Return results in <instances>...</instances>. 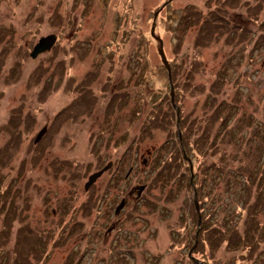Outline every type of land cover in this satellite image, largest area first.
<instances>
[{
	"label": "rangeland",
	"instance_id": "rangeland-1",
	"mask_svg": "<svg viewBox=\"0 0 264 264\" xmlns=\"http://www.w3.org/2000/svg\"><path fill=\"white\" fill-rule=\"evenodd\" d=\"M224 2L238 36L197 47L191 13ZM158 11L170 78L151 35ZM51 34L53 48L31 58ZM235 90L264 132V0H0V264H264V193L244 225L243 184L221 211L223 185L210 192L204 158L180 144L189 122L212 113L208 95L217 105ZM217 143L234 171L238 150ZM196 187L211 193L205 204Z\"/></svg>",
	"mask_w": 264,
	"mask_h": 264
},
{
	"label": "trees",
	"instance_id": "trees-1",
	"mask_svg": "<svg viewBox=\"0 0 264 264\" xmlns=\"http://www.w3.org/2000/svg\"><path fill=\"white\" fill-rule=\"evenodd\" d=\"M224 4L225 2L218 5L216 10L209 11L206 15L198 11L194 13L190 8H185L184 13L186 17L190 15V12L196 16L193 18L194 22L192 26H197V35L200 36V39H197V47H207L214 39L216 40L226 35L232 40L234 38L233 35L238 36V31L240 29L226 20ZM185 15H183L182 18L185 19ZM190 16L192 17V15ZM182 18H179L180 26L184 23V19L182 20ZM239 34L241 35L242 32ZM259 43L260 42H258V44ZM195 64L196 60L194 65ZM216 101V95L207 96L203 109H206V106L210 104L211 108H213L212 113L207 115L206 112H203L201 116L197 117L195 123H193V121L189 122L186 126V130L182 134L180 144L185 148L187 154H196L197 152V155L204 158L203 164H205V166L202 167L201 171L205 173L204 178H210L211 183L214 184L212 187L219 184L223 185L221 191L222 195L220 196L217 194V207L221 211L225 210V213L227 212L229 214V199L233 202V198L236 197L232 194V189L236 192L234 189L235 186L243 184V194H245L243 196L245 197V203L248 205L246 208L241 207L246 211V215H248L244 220V225H251L254 223L253 218L262 210V208L258 206L262 204V200L260 199L263 197L264 193V132H262L261 127L255 123V119L246 117L243 109L244 103L242 102L241 92L238 93V91L235 90L230 102L227 100L220 101L216 105ZM187 119L188 117H186V120ZM11 123L10 120L9 124L11 125ZM185 124L186 123H184V125ZM242 132H244V134H242ZM195 135L197 136L194 138ZM191 138H194L192 143L189 142ZM217 141L225 148L230 144L238 150V153L235 154L232 161L238 162L240 165L232 171L233 173L231 172V168H227L226 166L227 152L224 151L219 153V156L216 155L219 147ZM40 142L37 144H40ZM177 152H179V150L176 148L175 154H178ZM213 157L216 159H212ZM230 176H234V178L229 181ZM214 187L212 188L213 190L210 189V192L214 191ZM197 191L198 197H204L203 204H205L204 202L209 198L211 193L203 196L200 188H197ZM237 208H239V206H237ZM249 209L250 211H248ZM202 220L201 230L204 234L209 235L210 230L212 231L208 223L210 221V216L202 214ZM227 228L225 229L223 227L221 229V227H218L217 231L221 229L219 231L221 242L229 243L227 234L230 233V229ZM248 229L246 232H243V238L238 237L239 242L242 241L241 244L245 247H247V242L252 241L250 235L252 228ZM246 240L248 241L245 243Z\"/></svg>",
	"mask_w": 264,
	"mask_h": 264
},
{
	"label": "water",
	"instance_id": "water-1",
	"mask_svg": "<svg viewBox=\"0 0 264 264\" xmlns=\"http://www.w3.org/2000/svg\"><path fill=\"white\" fill-rule=\"evenodd\" d=\"M158 14H159V11L155 13L154 21H153V25H152V29H151V35H152V37H154V39L159 44L158 53H159V55L161 57V60H162V62L164 64V66L166 67V69L168 71L169 78H170V66H169L168 60H167L166 55H165L163 40L159 36L155 35V27H156V20H157ZM56 41H57V36L54 35V34H51V35H48V36L40 38L39 41L36 43V45L33 47L32 51L30 53V57L35 59L39 55L50 51L53 48V46L55 45ZM170 81H171V79H170ZM170 89H171V103H173L174 102V100H173L174 99L173 98V94L174 93H173V85L171 84V82H170ZM46 131H47V127L45 126L37 134V136H36V138L34 140L35 144H37L38 142L41 141L43 136L46 134ZM111 166H112V163H108L103 169H101L98 172L93 173L89 177L87 183L85 184V189L86 190L90 189V187L97 181V179L100 178L109 168H111ZM190 170L192 171V164L191 163H190ZM143 189H144V186L136 187V188L132 189L129 194L132 195L134 193V191H137L138 192L137 193L138 197H140L141 192H142ZM196 196L197 195H196V191H195L194 192V201L197 204ZM125 202H126L125 199H123L121 201L119 206L116 208V210H115L116 212L115 213H119V211L124 207Z\"/></svg>",
	"mask_w": 264,
	"mask_h": 264
},
{
	"label": "flooded vegetation",
	"instance_id": "flooded-vegetation-1",
	"mask_svg": "<svg viewBox=\"0 0 264 264\" xmlns=\"http://www.w3.org/2000/svg\"><path fill=\"white\" fill-rule=\"evenodd\" d=\"M133 195H135V193H134V194H132V195H130L129 197H131V196H133Z\"/></svg>",
	"mask_w": 264,
	"mask_h": 264
}]
</instances>
